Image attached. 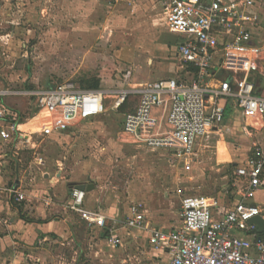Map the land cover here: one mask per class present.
I'll use <instances>...</instances> for the list:
<instances>
[{"label":"built area","instance_id":"obj_1","mask_svg":"<svg viewBox=\"0 0 264 264\" xmlns=\"http://www.w3.org/2000/svg\"><path fill=\"white\" fill-rule=\"evenodd\" d=\"M159 1L169 31L179 39L182 62L195 70L190 81L162 78L135 87L128 82V70L122 85L114 87L82 88L67 80L35 88L24 92L35 102L29 118H23L22 111L4 101L0 103V142L35 150V134L48 137L65 133L109 109H119L133 95H138V103L125 114L119 136L183 159L189 160L199 141L224 121L230 100L243 112L250 129L263 130L264 96L256 93L253 81V74L262 67L264 53V44L256 42L261 25L252 10L256 0ZM19 93L8 87L0 90L3 97ZM155 108H161V113L156 114ZM36 160L44 163L41 156ZM235 174L247 183L245 199L253 198L255 191L264 187V146L255 145ZM8 190L21 199L16 190ZM178 193L179 224L168 230H150V243L171 252L169 264H264V242L253 243L237 234L240 230H255L250 219L260 214L257 207L241 201L217 212L218 202L206 195L185 194L181 189ZM85 194L84 190L73 189L71 209L89 227L106 229L108 217L100 209L86 208ZM145 221L142 204L131 205L124 224L143 227ZM107 230L109 243L119 246L121 239L115 229ZM253 246L256 253L249 251Z\"/></svg>","mask_w":264,"mask_h":264},{"label":"crops","instance_id":"obj_2","mask_svg":"<svg viewBox=\"0 0 264 264\" xmlns=\"http://www.w3.org/2000/svg\"><path fill=\"white\" fill-rule=\"evenodd\" d=\"M37 4L41 5L40 13ZM27 5L23 11L20 0H0V31H19L18 20L24 12L29 31H36L40 18L48 21L51 31H129L126 35L129 41L118 49L116 58L127 67L123 79L130 71V85L138 87L162 78L190 81L194 76L195 70L184 64L178 54L179 39L169 31L159 0H27ZM252 10L261 23L256 42L264 44V0H256ZM261 58L263 64L257 73L264 77V53ZM18 95L21 94L14 97ZM132 97L136 98L135 105L125 114L138 103V95ZM5 98L0 95V103ZM161 111V108L154 110L156 114ZM213 131L220 134L215 157L221 166L218 170L227 168L217 179L221 188L206 192L207 196L218 202L217 212L245 201L257 207L264 218V187L257 189L253 198L245 199L247 183L235 174L236 168L251 156L255 145L264 146V129L250 130L243 112L230 100L224 121ZM223 131L234 138V147L227 142ZM205 137L189 160L160 150L168 157L166 168L160 166L159 174L147 178L139 175L121 196L103 192L88 160L86 166L79 160L76 175L66 178L41 167L43 179L37 171L28 176L20 174L19 164L14 175L8 162L20 147L0 142V264H169L171 252L150 243V230H168L179 224L178 190L182 186L193 192L198 186L212 183L203 178L200 172L203 164L196 161ZM43 160L45 168L46 160ZM89 177L95 187L85 191L84 206L100 209L108 217L107 228L115 229L121 239L119 246L109 243L107 228L89 227L70 207L75 183H87ZM7 188L20 193L21 199L17 200L16 193ZM138 203L146 215L145 225L127 227L124 221L130 215V207ZM237 234L253 243L259 239L256 225L254 231L240 230ZM249 251L256 253V248L253 246Z\"/></svg>","mask_w":264,"mask_h":264},{"label":"rangeland","instance_id":"obj_3","mask_svg":"<svg viewBox=\"0 0 264 264\" xmlns=\"http://www.w3.org/2000/svg\"><path fill=\"white\" fill-rule=\"evenodd\" d=\"M27 6V0H20L21 10L26 11ZM40 8L41 5L37 4V13H40ZM18 22L19 31H0V88L8 87L19 94L23 92L4 99L6 105L22 111L23 118H29L35 107L33 96L23 95L26 91L67 80L82 84L83 78L93 77L101 79L102 87L122 85L127 67L117 61L116 56L120 51L118 49L124 47V42L129 41L126 36L129 31H51L48 21L41 18L37 20L36 31H29L25 12ZM257 74H253V79ZM134 100L136 98L131 97L119 109H109L105 114L81 122L65 133L48 137L35 134L33 141L37 148L32 150L20 145L9 160L14 175L19 164L20 174L28 176L37 171L43 179L42 169L53 175L58 172L66 178L76 175L79 160L85 166L89 161L103 192L121 196L139 175H146L147 178L159 174V167L165 169L168 164L165 153L127 142L119 136L125 112L132 104L135 105ZM222 133L234 147V138L224 131ZM219 137L220 134L211 131L197 151L196 161L203 164L200 172L206 181L212 183L198 186L193 192L182 186L185 194L207 196L206 192L221 188L217 179L227 166L220 171L221 166L215 160ZM37 156L46 160L45 168L38 164Z\"/></svg>","mask_w":264,"mask_h":264},{"label":"water","instance_id":"obj_4","mask_svg":"<svg viewBox=\"0 0 264 264\" xmlns=\"http://www.w3.org/2000/svg\"><path fill=\"white\" fill-rule=\"evenodd\" d=\"M90 180H91V177L88 178L89 182H87V183H79V184L75 183L76 188H79V189L84 190V191H90V190L94 189L95 184L93 182H91ZM250 222L257 226V231L259 234L258 240H260V241L264 240V218L262 217V215H260V214L255 215L254 217H252L250 219Z\"/></svg>","mask_w":264,"mask_h":264},{"label":"trees","instance_id":"obj_5","mask_svg":"<svg viewBox=\"0 0 264 264\" xmlns=\"http://www.w3.org/2000/svg\"><path fill=\"white\" fill-rule=\"evenodd\" d=\"M255 88H256V93L259 95H264L263 90V82H264V77L260 74L257 75L256 79H253ZM82 88H100L101 86V79L97 77H93L90 79L83 78L82 84H80ZM122 107V106H121Z\"/></svg>","mask_w":264,"mask_h":264}]
</instances>
